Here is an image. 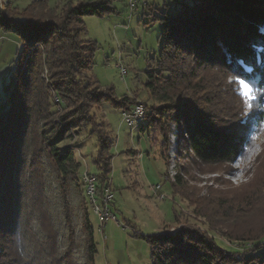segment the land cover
I'll use <instances>...</instances> for the list:
<instances>
[{
  "label": "trees",
  "instance_id": "trees-1",
  "mask_svg": "<svg viewBox=\"0 0 264 264\" xmlns=\"http://www.w3.org/2000/svg\"><path fill=\"white\" fill-rule=\"evenodd\" d=\"M116 1L33 0L22 9L9 2L0 10V29L23 45L15 76L0 97V264H80V249L85 264H96L85 188L82 240L69 196L71 186L81 183L78 146L61 150L59 144L89 127L97 135L94 176L103 198L111 189L115 141L93 110L110 104L128 112L139 100L119 98L114 87H101L91 75L99 46L84 39L85 19L117 14ZM173 1L175 11L160 19V58L147 72L146 88L160 106L143 103L141 130H153L167 147L174 122L197 163L230 165L256 157L255 178L224 196L182 195L209 229L186 224L147 237L152 264H264V0ZM240 79L254 89L251 108L237 92ZM53 191L62 204L58 218ZM181 218L175 211L177 223ZM59 220L67 232L64 245ZM217 230L231 244L252 242L254 248L238 260L239 252L218 245L211 234Z\"/></svg>",
  "mask_w": 264,
  "mask_h": 264
},
{
  "label": "rangeland",
  "instance_id": "rangeland-1",
  "mask_svg": "<svg viewBox=\"0 0 264 264\" xmlns=\"http://www.w3.org/2000/svg\"><path fill=\"white\" fill-rule=\"evenodd\" d=\"M9 2L22 9L32 0ZM114 6L117 9L115 15L85 19L87 33L84 39L96 41L99 46L91 75L101 87H114L119 98L126 95L138 98L139 103L160 106L151 100L146 88L147 72L153 61L160 58L163 31L160 19L167 12L175 11L176 3L173 0H141L136 9H132L127 0H117ZM22 46L16 34L4 33L0 29V97L4 85L15 76ZM93 114L115 141L111 152L114 158L110 176L113 195L110 207L116 220L107 222L101 233V222L91 212L97 244L96 264H152L147 237L163 234L166 230L175 233L179 226L186 224L209 229L208 223L194 214L195 205L182 195L197 199L224 196L255 178L256 157L246 162L238 158L230 165L205 166L197 163L181 141L179 125L174 122L170 123L169 142L164 147L162 136L158 138L153 130H141L146 123L140 127L128 126L121 111L110 104L94 108ZM261 143H264V136ZM71 146H78L76 158L82 163L80 180L83 184L82 174L85 172L99 174L93 162L98 154V137L92 134L89 127L74 139L59 144L61 150ZM80 186L72 185L69 196L82 240L81 214L85 196L81 191L85 186ZM157 186L162 187L158 192ZM55 191L50 203L55 218H58L62 204ZM160 195L165 198L161 200ZM175 211L182 214L179 223L175 220ZM252 222L257 223L258 220L253 218ZM57 225L64 245L65 225L62 220ZM211 234L217 238L221 248L230 249L227 244L230 242L222 238L219 230L211 231ZM77 258L80 264H85L82 249L78 251Z\"/></svg>",
  "mask_w": 264,
  "mask_h": 264
},
{
  "label": "built area",
  "instance_id": "built-area-1",
  "mask_svg": "<svg viewBox=\"0 0 264 264\" xmlns=\"http://www.w3.org/2000/svg\"><path fill=\"white\" fill-rule=\"evenodd\" d=\"M128 5L134 9L141 0H127ZM8 4V0H0V10H5L6 5ZM146 114V109L143 103H138L132 109L128 112H123L122 117L125 122H127L128 126L130 127H140L142 124H144V118ZM82 182L85 186L86 195L88 198V201H90L92 213L98 218V220L101 222V229L100 232L103 233L104 226L107 222L111 220H116V217L114 216V213L112 212V209L110 207V203L113 200V195L110 189L106 190L104 193L103 198H100L97 194V188H96V178L94 174H89L88 172H85L82 174ZM161 186L156 187V192L161 190ZM159 198L163 200L165 198L164 195H160ZM228 246L233 247L239 254L237 255V258H241L242 254L247 249L254 248V243H227Z\"/></svg>",
  "mask_w": 264,
  "mask_h": 264
},
{
  "label": "snow or ice",
  "instance_id": "snow-or-ice-1",
  "mask_svg": "<svg viewBox=\"0 0 264 264\" xmlns=\"http://www.w3.org/2000/svg\"><path fill=\"white\" fill-rule=\"evenodd\" d=\"M239 85L242 86L241 88H237V92L240 93L244 99L245 106L247 108H251L252 104L251 101L255 99L254 96V89L251 87L249 83H246L245 80L240 79L238 80ZM256 137H253L255 139Z\"/></svg>",
  "mask_w": 264,
  "mask_h": 264
},
{
  "label": "crops",
  "instance_id": "crops-1",
  "mask_svg": "<svg viewBox=\"0 0 264 264\" xmlns=\"http://www.w3.org/2000/svg\"><path fill=\"white\" fill-rule=\"evenodd\" d=\"M49 1L51 2V4H57L60 0H49ZM53 1H54V3H53ZM73 1L77 2V1H82V0H73Z\"/></svg>",
  "mask_w": 264,
  "mask_h": 264
}]
</instances>
